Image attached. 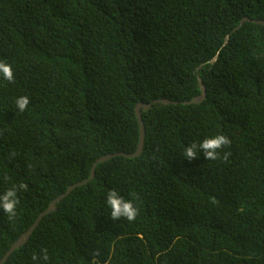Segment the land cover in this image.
<instances>
[{"label": "trees", "instance_id": "trees-1", "mask_svg": "<svg viewBox=\"0 0 264 264\" xmlns=\"http://www.w3.org/2000/svg\"><path fill=\"white\" fill-rule=\"evenodd\" d=\"M244 18L264 22V0H0L15 79L0 76V195L29 185L14 221L0 209V259L97 159L135 152L137 105L178 103L140 110L141 154L99 164L4 264L41 248L48 264L98 250L99 264H264V26ZM197 78L205 99L185 105ZM216 135L232 141L227 161L184 158ZM108 190L132 200L134 222L111 219Z\"/></svg>", "mask_w": 264, "mask_h": 264}, {"label": "clouds", "instance_id": "clouds-1", "mask_svg": "<svg viewBox=\"0 0 264 264\" xmlns=\"http://www.w3.org/2000/svg\"><path fill=\"white\" fill-rule=\"evenodd\" d=\"M0 76L10 83H14V73L11 65L0 61ZM31 100L28 96H21L16 99L15 104L19 112L23 113L28 110ZM232 141L224 135H216L214 137L205 138L202 142L191 143L184 148V158L191 161L203 153L204 157L210 161L223 159L228 160L231 155L226 152L221 156L224 148L230 146ZM14 155V153H13ZM5 180L8 177L4 178ZM29 185L24 182L14 183L2 195H0V209L6 214L9 221H14L18 216V205L20 203L19 193L28 192ZM105 203L110 209V217L113 221L127 220L129 223L134 222L139 214L138 208L134 205L131 199H124L116 190H108L105 196ZM100 255L99 250L92 254L89 264H99L95 258ZM31 260L34 264H48L50 257L46 248H41L40 254L33 252ZM111 256L105 261V264H110Z\"/></svg>", "mask_w": 264, "mask_h": 264}, {"label": "water", "instance_id": "water-1", "mask_svg": "<svg viewBox=\"0 0 264 264\" xmlns=\"http://www.w3.org/2000/svg\"><path fill=\"white\" fill-rule=\"evenodd\" d=\"M245 22H253V23H257V24H261L264 26V22H255V21H250L249 19H242L240 21V25H242ZM237 28H234L232 32H235ZM228 42V37H225V44ZM216 60V57H213L212 60L210 61V63H213ZM199 69V68H198ZM197 69V70H198ZM197 82H198V87L199 90L201 92V94L197 97H194L192 99V101L190 102H186L184 103L185 105H190V104H198L201 103L204 99H205V88L202 85V82L199 78H197ZM154 104H160V105H177V102H172L169 100H159V101H154L151 104H139L135 107V117L137 119V123H138V129H139V135H138V143H137V147L134 153L132 154H124V153H118V154H109V155H105L99 159H97L91 169V173L90 176L88 178V180L83 181V182H79L76 183L74 185L68 186L66 191L59 195L58 197H56L55 199H53L51 201V203L49 204V206L47 207V209H45L42 213H40L38 215V217L36 218V220L34 221V223L29 227V229H27V231H25L24 233H22L19 238L10 246L9 250L3 255V257L0 259V264H4L9 256L18 248H20L21 246L25 245L26 242L29 240L30 236L32 235L33 231L35 230V228L38 226V224L40 223V221L42 220L43 217H45L46 215L56 211V205L59 204L61 202V200H63L67 195H69L71 193V191H73L74 189H76L77 187H81L83 185H85L87 182L91 181L93 176H94V171L95 168L101 164L104 163L114 157H125V158H135L138 157L142 150H143V145H144V139H145V128L141 119V115H140V110L143 111H149L152 107V105Z\"/></svg>", "mask_w": 264, "mask_h": 264}, {"label": "bare ground", "instance_id": "bare-ground-1", "mask_svg": "<svg viewBox=\"0 0 264 264\" xmlns=\"http://www.w3.org/2000/svg\"><path fill=\"white\" fill-rule=\"evenodd\" d=\"M253 21V20H252ZM199 88V87H198Z\"/></svg>", "mask_w": 264, "mask_h": 264}]
</instances>
